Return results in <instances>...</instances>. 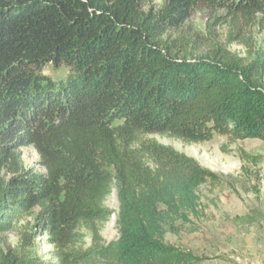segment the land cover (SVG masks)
<instances>
[{
    "label": "trees",
    "instance_id": "obj_1",
    "mask_svg": "<svg viewBox=\"0 0 264 264\" xmlns=\"http://www.w3.org/2000/svg\"><path fill=\"white\" fill-rule=\"evenodd\" d=\"M140 1L0 0V233L38 211L0 264H45L32 251L37 228L58 264H195L165 237L198 213V190L217 175L147 137L264 142V61L228 50L252 48L264 0H164L147 12ZM201 3L226 10L231 28L202 52L197 37L171 34ZM48 65L69 71L65 85ZM28 147L42 173L25 167ZM114 189L120 237L102 245Z\"/></svg>",
    "mask_w": 264,
    "mask_h": 264
},
{
    "label": "rangeland",
    "instance_id": "obj_2",
    "mask_svg": "<svg viewBox=\"0 0 264 264\" xmlns=\"http://www.w3.org/2000/svg\"><path fill=\"white\" fill-rule=\"evenodd\" d=\"M141 9L159 11L164 0H141ZM197 37V49H208L211 43H223L231 33L227 11L210 8L201 3L194 10L189 21L173 37L179 34ZM252 48L245 44L228 46L233 54L247 59L249 63L264 61V26L256 25L246 32ZM199 39V40H198ZM44 74L58 85H65L69 71L62 67L55 69L48 65ZM264 87V77L259 80ZM147 139L171 147L181 154L195 159L202 167L217 175L198 190L200 207L189 222H179L173 231L166 234L168 244L188 251L196 258L195 264H264V142L244 140L232 142L227 136L215 135L201 144H187L164 136H148ZM26 168L42 173L38 156L31 148L21 150ZM111 212L110 220L99 226L102 245H109L119 239L117 224L119 202L116 189L105 202ZM38 211L13 221L11 228L0 233V248L16 251L21 227H38ZM84 247L93 246L90 231L82 230ZM37 239L33 254L45 264H58L53 245L49 244L43 232L37 228Z\"/></svg>",
    "mask_w": 264,
    "mask_h": 264
}]
</instances>
